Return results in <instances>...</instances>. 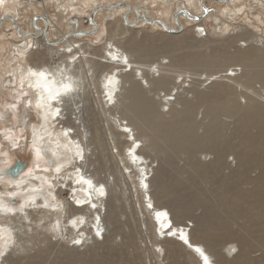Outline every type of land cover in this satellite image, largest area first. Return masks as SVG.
<instances>
[{"label":"bare ground","instance_id":"bare-ground-1","mask_svg":"<svg viewBox=\"0 0 264 264\" xmlns=\"http://www.w3.org/2000/svg\"><path fill=\"white\" fill-rule=\"evenodd\" d=\"M77 1L0 0V26L8 27L10 33L0 34V42H3L0 43V134L11 142L10 134L1 123L13 119L16 123L24 124L21 132H29L34 158L32 166L26 163V168L19 176L11 178L7 170L19 158L16 157L14 161L9 154L0 153V264H9L13 260L10 255L18 252L26 255V245L37 242L44 233L46 238L50 237L56 243L66 241L73 250L85 247L91 241L104 240L106 221L114 226L115 234L123 237L120 253L125 264H139L144 254L137 247V235L141 236L139 238L144 242V248L149 251L148 257L155 258V264H264V107L255 103L252 97H248L250 104L246 106L233 102L234 87L247 88L261 83L264 88V50L261 49H264V37L250 32L249 37H241L244 35L241 32L240 39L235 41L240 49L228 58L232 64H227L225 70L214 72L226 80H234L236 85H226L211 93L197 91V105L185 104V112L176 115L174 119L173 116L171 120L164 118L160 107L170 106L178 100L180 90L184 92L192 83L188 81L186 86L189 76L182 78V73L175 76L166 73V68L171 64L170 60L166 61V55L145 65L134 57V52H139L138 48L152 51V46L158 41L156 36L144 39L142 43L135 37L125 41L117 38L130 31L142 32L143 26L151 29L161 27L166 34H170L158 22H163L177 32L175 35H167L171 37L184 35L188 26H191L193 33H203L206 31L205 22L213 18L216 25L212 31L223 34L227 31V24L222 19L224 11L214 7L232 6L238 0L223 4L221 2L224 0H202L209 9L206 16L200 0H196V3L188 0V8L176 12L182 30L176 22V26L174 21L173 25L169 23L166 17L157 18L153 5H136L138 0H102L105 2L103 4H100V0H81L79 2L85 8L82 11L75 7ZM152 1L154 5L163 6L162 11L167 18L172 6L178 2ZM252 1L251 6L260 0ZM181 4L186 5L185 2ZM50 5L55 7L59 18L48 10ZM196 5L197 11H194ZM44 7L46 14L38 11ZM85 11L87 18L81 15ZM23 12L35 13L31 18L28 17L25 28L23 20L26 23L27 17ZM72 13L78 17L65 18ZM59 19L66 20L60 23ZM104 19L109 23L116 19L123 33L105 36L107 27L102 24L106 22ZM241 30L238 26L230 32L237 36ZM8 36L13 40L12 43L6 41ZM205 36L208 38V33ZM196 40L202 41L200 38ZM241 42L249 49L243 50ZM99 43L101 46H98ZM6 45H9L7 55ZM98 47H101V54L95 56L94 50ZM197 56L193 60H185L188 63L200 62L203 67L222 66L220 59H217L219 57L204 54ZM223 58L226 59L225 56ZM182 63H185L184 60ZM241 64L250 67L244 75H227L233 66ZM41 71L45 73L44 77L39 75ZM178 78L181 80L178 81ZM68 83L72 84L73 91L65 93L63 85ZM50 92L55 95V99L50 97ZM122 96L125 98L120 102ZM21 103L23 106L19 114L17 105ZM222 104L226 108H222ZM198 105L207 106V115L215 119L213 127L211 125L212 128L202 135L195 132L201 124L192 118ZM119 109L120 115L117 118L113 112ZM109 113L113 116L108 117ZM224 113L237 118L236 140L229 144L228 149L236 153L235 157L239 160L236 166L238 163L239 166L226 177L233 180L232 184L229 183L231 186L228 191L224 192L219 201H214H218L216 204L208 201L202 215L192 216L196 227L195 224L190 227L185 223L188 213L186 207L189 206L182 207L183 203H178V206L172 207L174 200L171 202L170 196L175 192L168 187V174H164L165 180L159 181L160 185L152 194L151 185L157 179V169L153 168L143 146L138 148L144 136H150L157 147L174 152L193 146L200 149L201 140L208 137L210 141H207V146L210 143L208 148L214 151L228 139L222 134L225 123L220 127L217 122ZM30 115H36L34 125H31L33 122ZM124 119H129V122L125 124ZM115 125L121 129L117 130V134L111 132V127ZM8 129L14 130V127ZM136 129L139 133L135 132ZM117 136H124V142H119ZM104 148H109V156L119 162V174L116 173L112 182L110 178L102 179L100 175L103 172L97 168ZM225 152L223 148L219 150L216 154L218 158L207 166L211 169L204 168V172L212 170L210 173H217L225 165ZM189 165L194 169L201 167V164L193 161ZM253 172H258L255 177L251 176ZM129 181L143 199L140 210H135L133 214V220L139 224L135 228L136 234L129 219L123 223L112 211L117 209L113 201L121 199L119 195L114 198L117 195L114 191L120 186L123 189ZM68 190L71 192V202L66 195ZM199 198L193 197L189 204L193 205ZM147 215L151 226L144 228L146 225L143 218ZM124 225L131 227L129 233L122 231ZM221 246L230 248L229 256L221 252ZM131 248L133 251L135 249L133 257L129 253ZM236 248L237 253L232 251ZM255 253H258L257 256H254ZM18 260L15 262L14 259L13 263L16 264Z\"/></svg>","mask_w":264,"mask_h":264},{"label":"rangeland","instance_id":"rangeland-1","mask_svg":"<svg viewBox=\"0 0 264 264\" xmlns=\"http://www.w3.org/2000/svg\"><path fill=\"white\" fill-rule=\"evenodd\" d=\"M79 1H81V0H78L74 5H75V7L79 8L82 11L85 8L82 7L83 6V5H81L82 2H79ZM83 1H85V0H83ZM124 1H126V0H124ZM99 2H101L100 4L105 3L102 0H100ZM137 2L138 3H136V5H138L140 3L144 4V5H151V6L153 5L152 8L154 10L155 16L157 18L161 17V16L164 18L166 17L165 19H167L169 21V23H171L172 25H173L174 16H175L174 14H176V12H179L184 8H188V5H187L188 0H178L176 6H172V9L170 11L171 14L167 18V16L164 15V12L162 11L163 6H159L158 4L154 5V3H153L154 1H152V0H138ZM182 2H185L186 5L184 6L183 4H181ZM194 2L196 3V0H194ZM252 2H253L252 0H238L236 3L232 4V6L231 5H224V6L218 5V6L214 7V9H216V10L220 11L222 9L221 11H224V18H222V19H224L225 23L227 24V31L224 32L223 34L222 33H219V34L214 33L212 31V28L216 25V22H215L214 18L210 19V20L205 22L206 25L204 26V28L206 31H205V34L203 33V36H205L206 33H208V38L206 36L201 38L199 36L198 32H196L197 34L193 33V31L190 28L191 26H188L189 29L184 35H181L178 37L167 36L170 34H166V32L161 27H158V29H153V28L151 29L149 26H143V27L141 26L143 28L142 32L130 31L127 35L123 34L120 37H117V38H122L123 39V40L121 39L122 41H125L126 39H128L130 37H135L137 41L142 43L144 41V39L146 40L149 37L156 36L158 41L155 42V44L152 46V51H148L147 49L143 51L144 48L142 46H140L142 48H138L139 52H137V53L134 52V57L136 59H138V61H140L142 64L145 65V64H149L150 61H152V60H157V59L159 60L162 56L166 55V56H168V59L166 61H168V60L171 61L170 66L168 68H166V73L170 72L174 76L178 75L179 73H182V74H184V76L182 78L189 76L186 79L187 80L186 86H188V84H189L188 81H190V82L192 81V83L189 84L190 85L189 88H191V89H189L188 87L187 88L185 87L186 89L184 92L182 90H180L181 94L177 98L178 100L176 102H173L170 106L165 105L164 107L163 106L160 107V112L164 115V118L171 120L173 116H174L173 117V119H174L176 115L182 114V112L184 110H186L185 104H188V105L196 104L197 105L198 100L196 98L197 97L196 92L199 90H200V92L202 91L204 93H211V92H214V90H216L218 88L223 89L226 85H236L234 80H232L230 78H229V80L228 79L226 80L224 77L221 76V74L215 75L214 72L215 71L220 72L221 70H225V67L227 64H229V65L232 64L231 63L232 61H230L228 58H229V56L234 55L236 53L237 49H240V47H237L238 43L236 44L235 41H237L238 38L240 39V35H242V33L244 35H242L241 37H249V35H248L249 32L254 33V34L256 33L258 36L261 35L264 37V0H262V1L260 0L258 3L254 2L253 5L251 6ZM12 6L10 8H12ZM197 7L198 6L196 5L194 11H197ZM86 9H88V8H86ZM157 9H158V11H157ZM48 10H50L51 14L55 15L56 18H59L57 12L55 11V7L53 5H50ZM159 10L161 12H159ZM38 11H40V13L46 14L45 13L46 12L45 7L39 8ZM86 12L87 11H85V13H81L82 17L87 18ZM1 13H2V9H0V14ZM33 13L34 12H29V13L23 12V15L25 17H27L26 23H25V19L23 20L24 21V24H23L24 28L26 25H28V19H29L28 17L35 14V13L34 14ZM68 17L69 18H71V17L76 18L78 16H76L74 13H72V15L66 16L65 18L67 19ZM82 17L80 19H82ZM105 17H106V15H105ZM66 19H64V20L59 19V22L63 23ZM82 20H84V19H82ZM105 21L106 22L102 23L104 25V27H107V29L105 28L106 29V32L104 34L105 36L106 35H115L116 33L117 34L123 33V29L120 27V25H118L116 23L117 22L116 19H113V21L110 23L107 20H105ZM68 23L69 22L67 21V24ZM188 23H191V22H188ZM84 24L91 28V25H89L88 23L86 24L85 21H84ZM84 24H83V26H85ZM109 24L114 25V26L110 25L112 30L109 28L110 26H106ZM174 25L176 26L175 21H174ZM238 26L242 28V30L240 31V33L241 32L242 33L238 34L236 36V34H232V32H230V31H232V29H234ZM116 29L117 30L120 29L119 30L120 32L116 31ZM247 29H250V30H248V32H247ZM8 30H9V28L6 27L5 25L3 27L0 26V34L7 33L9 35L10 33L8 32ZM251 30H252V32H251ZM197 38H200L202 41L197 42V40H196ZM6 41L11 42V43L13 42V40L10 39V36H8ZM0 43H3V42H0ZM166 44L168 45V50L166 49V47H167ZM252 44L254 45L253 42H252ZM9 45H11V44H9ZM9 45H6V49H5L6 54L5 55H7V52L9 50ZM240 45H242L241 48L243 50L249 49V47L245 48L244 42H241ZM98 46H101L100 43L98 44ZM144 46H146V45H144ZM222 46L223 47L226 46L227 49H226V47H224V49H223ZM125 47L128 49L127 45H125ZM188 49H189V51H188ZM216 49H218V50H216ZM225 49L227 50V52H225L226 51ZM261 49L264 50L263 48H261ZM223 50H224V52H223ZM5 51L3 52V54L5 53ZM94 53H96L95 56H98L99 53L101 54V47L96 48L94 50ZM216 53H217V55H216ZM198 54H200V55H198ZM203 54H204V56H210L211 55V56H214L216 58L219 57L217 59H220V63H222L221 64L222 66L213 67V68L212 67H203L200 62L199 63H193V62L188 63V60H185V59H192L193 60V58L195 56H197V55L203 56ZM0 55H2L1 52H0ZM223 55L226 58L225 60L223 58L224 57ZM182 60H184L185 63H182ZM177 61H180V62H177ZM186 61H187V65H186ZM194 62H196V61H194ZM191 63L195 64V65H189ZM186 66H188V67H186ZM249 69H250V67L249 66L246 67V64L233 66L232 70H230V72H228L227 75L234 77V75L240 74L239 76H242ZM182 70H183V72H181ZM209 74H214V75H209ZM190 76H192V77H190ZM208 77H210V79L205 81L206 78H208ZM180 80H181V78H178V81H180ZM217 81H218V83H215ZM213 83H215V84L213 85ZM220 84H222L223 86L221 85L222 87H219ZM126 87H128V86L126 85ZM191 90L193 92H191ZM182 93H183V95H182ZM233 93H234L233 94V100H234L233 102L236 105L246 106L248 103L250 104L248 97H252V99L255 103L261 104L264 107V88H263L261 83H255L252 86H248L247 88L243 87V88H237L236 89V87H234ZM124 98L125 97L122 96L120 98V102L123 101ZM171 98H174V97H171ZM22 106H23L22 103L19 104V106L17 105L18 113L20 112L19 109H21ZM169 108H170V110L168 111ZM222 108H226V105L222 104ZM120 110L121 109H119L117 112H113L114 114H116L117 118L120 115V114L118 115V112ZM207 114H208L207 106H205V105L196 106V109L194 110V112L192 114L193 120H195L196 122L201 124L200 127H198L195 131L198 135L205 134V132L207 130H209V128H212L214 125L213 122L215 121V119L213 117L211 118V116H208ZM224 114H222V116H219V120L217 119L218 120L217 122H218V124H220V127H221V125L224 126V123H225V125H226V126H224L225 128L222 126L224 128V129L222 128V130H223L222 134H224L228 139H227V142L222 141L223 143H221V145L219 144L217 147L218 150L214 149L215 152L211 150L212 149L211 147H209L210 148V151H209L208 146L210 143L207 146V143H208L207 141H210V140H207L208 137L207 138L205 137L204 140H201V143L199 144V145H201L200 149H196L195 147H197V146H193V147H188L184 151L179 150L178 152H174L171 150L161 149V148L157 147L152 142L150 136H144L142 139V145L139 146V148H138V149H140L143 146L142 149L144 150L146 156L148 155L149 161H151L152 165L154 166L153 168L157 169V179L151 185L152 194H154L156 188L160 185L159 181L161 179L165 180L164 174H168L169 175L168 187H171L172 189H174L173 191L175 192L170 196L171 202L174 200L171 203L172 207H174L176 205L178 206L180 203L181 204L183 203V205H181L182 207L189 206V207H186L188 213L186 212L187 214H186L185 220L186 219L187 220H186V222L185 221L184 222L186 224H189L190 227L195 224L193 217H195V216L198 217V216L202 215L205 212L204 211L206 208L205 206L208 205L209 202H211L212 204H216L220 200V198L224 194V192L228 191V188H230L231 184L233 183L232 182L233 180L226 178V177L230 176V174L233 173L239 166V163L237 164L238 166H236V162L239 161L238 158L235 157V156H237V155H235L236 153L233 154L234 152L231 151V149H228L229 144L234 143L236 140L235 138H236V128H237L236 119L237 118H235V117L232 118L233 116L228 115L227 113H224ZM35 116L36 115H30L29 116V118L33 122L31 125H34V121H36ZM107 116L109 117V116H111V114L109 113ZM95 118H97V116ZM102 118L104 120L105 117L102 116ZM65 119H67V116ZM213 119H214V121H213ZM10 122H12L13 124L10 125L9 124ZM95 122H98V121L96 120ZM123 122L126 124L127 122H129V119H124ZM1 124L6 127V130L10 134V136H11L10 139H12V141L8 142L7 139H5L4 135L0 134V153L9 154L14 159V161H15V158L17 157L23 163H27L29 165V167L32 166L34 163V158H33V154H32L33 150L30 147V141H31L30 134L28 131L21 132V129H24L23 128L24 124L16 123V121L13 119L12 120L6 119ZM211 125H212V127H211ZM115 126L111 127V128H113V129H111L112 130L111 132H113L114 134H117V132L121 129L118 128V126H116V127ZM9 127H14V130L8 129ZM135 132L139 133V130L136 129ZM116 139H118L119 142H124L125 137L124 136L123 137L117 136ZM223 146H225V147H223ZM222 148H223V150L226 151L225 156H224V164L225 165H223L220 168L221 170L219 169L220 171L218 170L217 173H214V172L210 173L212 170L210 172L205 173L204 168H208L207 166L210 165L211 163H213L218 158V155H216V154L219 153V150H222ZM216 151H218V152H216ZM114 152H116V150H114ZM234 158H235V160H234ZM192 161L197 162L198 164H201V167H198L196 169L190 167L189 164H191ZM118 163L115 161V159H113L111 156H109V148L102 149L100 161L98 162V166H97V168L100 170V172H103L100 175L101 178L105 179V180H107V179L109 180V178H110L111 180H109V181L112 182L113 179L116 178V173L119 174V167H118L119 164ZM79 164H81V162H79ZM121 164H120V166L122 167ZM91 169H93V167H91ZM208 169H211V168H208ZM195 171L198 173H196ZM257 173L258 172H253L251 174V176L255 177L257 175ZM110 174H111V176H110ZM193 178H194V181H193ZM177 179L179 181H177ZM222 179H226V180L222 181ZM177 183H178V185H177ZM222 183H224L226 185L224 186ZM229 183H231V184H229ZM218 184H220V185L218 186ZM121 189H122L121 186H120V188L118 187V189L116 191H114L117 193V195H115L116 193L113 194V195H115L114 198L121 196L120 200L115 199V201H113L114 205L117 206V209H115V208L112 209L113 215L117 214L119 219L123 223H125L126 220L129 219L131 222L132 228L134 229V233H135L136 225H139V224L137 221L133 220V214L136 213L135 210H137V211L140 210V207H141L140 203L142 204V202H143L142 201L143 200L142 195L140 193L136 192V188L132 184L131 181H129L127 186L122 189V192L120 191ZM178 189H180V190H178ZM66 195L68 198H70V202H71V192L69 190H68V192H66ZM195 196H197V197L199 196L200 200L195 201L193 205L189 204L192 202L193 197H195ZM217 199H218V201H216L214 203V201ZM188 208H189V210H188ZM143 220H144V223L146 226H144V223H142V222H141V224L144 226V228L145 227L149 228L151 226V223H150L148 215H147V217L145 216L143 218ZM189 220H190V222H189ZM194 227H196V224ZM233 228L235 229L236 227H233ZM122 229H123L122 231L129 233L131 227L128 225H124L122 227ZM103 233H105L104 240L91 241L85 247H81V248L76 247L75 250L71 249L72 246L69 245L64 240H61L57 243L54 242V240L51 241L52 239L50 240V237L46 238V234L44 233L45 235L42 234L41 238L38 239L37 242L34 241L33 243L31 242V243H29V245L28 244L26 245V246H28L26 255H25V253L20 255L21 253H19V252H18V254L10 255L13 258L12 262H10V263H13L14 259L16 262L19 258H21L18 260V262L16 264H125V262L121 260V253H120L121 249H122V244H123L122 243L123 242L122 235L115 234L114 226H111V224H109V222H107V221L105 223ZM137 236L141 237L140 235H137ZM139 237L138 238L136 237L137 247H139L140 251L142 250L144 252V254L141 257V260L139 261V264H150V262H151V264H155L154 263L155 258L150 259V257H148V256H150V253H149V251H147L144 248L145 244H144V242H142V239H140ZM31 246H34V247L30 248ZM220 248H221L220 249L221 252L224 255L229 256V249H230L229 247L224 248L221 246ZM18 249H20V246H18ZM232 251L233 252L236 251L235 253H237L238 249L236 248ZM225 252L226 253L228 252V255ZM129 253H130L131 257H133L134 253H135V249H134V251L132 248L129 249ZM256 254H258V253H255L254 256H257ZM229 258H231V257H229Z\"/></svg>","mask_w":264,"mask_h":264},{"label":"water","instance_id":"water-1","mask_svg":"<svg viewBox=\"0 0 264 264\" xmlns=\"http://www.w3.org/2000/svg\"><path fill=\"white\" fill-rule=\"evenodd\" d=\"M216 2H219V0H214ZM232 0H224L223 3H227V2H231ZM200 4H202L203 10H204V16L208 15L209 13V9L206 7V5L203 4L202 0H200ZM178 17L179 15L176 14V16L174 17V21L177 23L179 29L182 30V25L179 24L178 22ZM199 19V18H198ZM201 19V18H200ZM35 22V21H34ZM158 24H160V26H162L163 28L167 29L168 32L172 35L177 34V32H175L174 30L169 29L163 22H158ZM48 30V29H47ZM26 168V163H23L21 160H17L16 163L14 164V166H12L10 169L7 170V174L11 177V178H16L19 176V174Z\"/></svg>","mask_w":264,"mask_h":264},{"label":"snow or ice","instance_id":"snow-or-ice-1","mask_svg":"<svg viewBox=\"0 0 264 264\" xmlns=\"http://www.w3.org/2000/svg\"><path fill=\"white\" fill-rule=\"evenodd\" d=\"M113 58L115 59V57H113ZM125 62H126V61H125ZM33 74H35V73H33ZM39 75H40L41 77H44V76H45V73H44L43 71H41V72L39 73ZM63 88H64V92H65V93H68V92L73 91V86H72L71 83L64 84V85H63ZM57 94H58V93H57ZM50 97H51L52 99H55V95H52L51 92H50ZM86 183L91 184L90 181H86ZM101 194H103L102 189H101ZM76 243H79V241H76ZM197 251H200V250L197 249ZM205 260H207L206 257H205Z\"/></svg>","mask_w":264,"mask_h":264},{"label":"built area","instance_id":"built-area-1","mask_svg":"<svg viewBox=\"0 0 264 264\" xmlns=\"http://www.w3.org/2000/svg\"><path fill=\"white\" fill-rule=\"evenodd\" d=\"M198 33H199V32H198ZM203 33H205V31H204ZM203 33H199V36H200V37H205V36H203Z\"/></svg>","mask_w":264,"mask_h":264}]
</instances>
